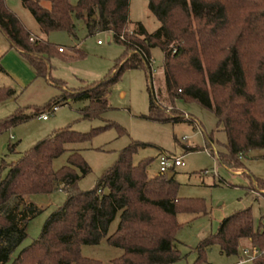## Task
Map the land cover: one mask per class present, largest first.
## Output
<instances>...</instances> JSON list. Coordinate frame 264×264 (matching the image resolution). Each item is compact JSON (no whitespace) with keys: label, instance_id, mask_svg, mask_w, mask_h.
I'll list each match as a JSON object with an SVG mask.
<instances>
[{"label":"trees","instance_id":"1","mask_svg":"<svg viewBox=\"0 0 264 264\" xmlns=\"http://www.w3.org/2000/svg\"><path fill=\"white\" fill-rule=\"evenodd\" d=\"M21 1L46 36L65 31L79 40V31L84 27L89 36L113 33L116 42L125 48L111 74L96 84L72 89L65 87L66 82H58L62 94L54 102H88L78 110L81 119L98 120L110 111L108 96L127 70L147 73L139 56L128 57L134 47L121 41L120 36L125 34L149 55L158 48L164 54V81L158 90L161 103H155L148 87L150 112L143 119L173 124L186 121L180 114L165 115L161 106H175L177 100L196 102L216 115L218 129L228 137L223 163L240 169L244 167V156L264 149V0H149V9L161 25L150 33L138 23L133 34L129 31L131 0H78L77 5L71 0ZM0 33L34 67L38 78L51 79L49 63L53 57L70 61L85 56L77 47L71 48V54H66V50L61 53L49 40L32 35L6 0H0ZM2 71L4 67L0 65ZM14 96L13 89L0 88V105ZM30 119L19 110L0 121V134ZM113 126L82 133L71 125L58 129L18 161L4 165L8 173L0 180V264L9 263L27 239L29 221L42 211L33 203L26 204V197L58 190L67 194L66 203L54 211L39 239L12 264H104L84 257L82 252L84 246H98L103 240L123 250V255L111 264L181 261L182 253L176 248L181 229L177 215L206 213V203L178 198L179 186L173 172L151 178L147 169L152 160L136 165L135 155L146 144L136 142L122 150L118 161L92 190L79 189V182L91 174V168L81 152L69 145L91 142ZM11 150L16 152V146ZM67 152L68 164L56 170L55 160ZM256 181L264 190V181ZM118 219L117 229L111 234ZM217 231L196 247L195 264H202L212 245L220 247L222 254L239 255L242 241L247 240L264 251V221L256 230L252 208L227 217ZM253 264H264V254L255 258Z\"/></svg>","mask_w":264,"mask_h":264},{"label":"rangeland","instance_id":"2","mask_svg":"<svg viewBox=\"0 0 264 264\" xmlns=\"http://www.w3.org/2000/svg\"><path fill=\"white\" fill-rule=\"evenodd\" d=\"M71 2L78 4V0ZM6 4L36 37L66 49V54H71V48L77 47L85 52V56L70 61H63L59 56L53 57L49 63L51 79L38 78L34 67L19 51L12 49L8 38L0 33V65L4 67V71L0 72V88L7 87L15 91L13 99L0 105V121L17 114L19 110L32 117L0 134V180L5 179L8 173V167L3 169L5 164L18 161L37 142L56 130L71 125L74 130L82 133L110 124L115 126L99 134L91 142L69 145L70 149L81 152L91 168V174L79 182V189L92 190L105 172L118 161L121 151L136 142L146 145L139 148L134 163L138 165L146 159L152 160L147 169L151 178L160 175L159 158L162 154L183 156L185 166L171 171L175 173V181L179 186L178 198L205 201L206 213L177 215L181 229L178 232L176 248L181 251L182 259L175 264H195L198 258L196 247L200 242L218 232L220 224L241 209L252 208L256 225H259L264 219V190L256 180L264 181V149L251 151L244 156L241 159L244 167L240 169L235 164L223 163L222 155L226 152L228 137L224 131L218 129L216 115L196 102L177 100L171 108L161 107L167 116L187 114L202 123L207 138L218 150V159L214 154L204 152L206 138L196 130L194 124L186 121L176 124L156 123L143 119L150 112V93L145 70H127L121 81L111 89L108 98L110 111L98 120L81 119L78 110L83 105L70 101H66V105V102H62L58 113L52 115L49 121L40 119L38 114L59 100L62 94L59 81L66 82L72 89L96 84L111 74L117 60L125 54V48L116 42L112 34L98 33L89 36L86 29H80L79 40L65 31L52 32L46 36L42 34L37 20L21 0H6ZM45 5L49 6V3ZM129 13L133 24L143 22L150 33L156 32L161 25L149 10V0H131ZM130 55L129 52L128 57ZM152 56L159 69V89V84L164 81V54L158 48L152 49ZM119 126L125 133H121ZM12 146H16V152H12ZM192 147L196 150L187 151V148ZM69 155L70 152H67L55 160L54 168L58 170L66 166ZM67 199V194L60 190L53 194L26 197V204L33 203L42 211L29 221L27 239L13 253L8 264H12L25 248L39 239L48 218L55 210L64 206ZM118 223L119 219L112 225L111 234L116 231ZM241 246L239 255H225L220 247L212 245L202 264H253L251 255L245 254V251H252L254 247L245 244V240ZM82 252L84 257L103 261L104 264H111L112 260L123 255V250L111 247L106 240L98 246L86 245Z\"/></svg>","mask_w":264,"mask_h":264},{"label":"built area","instance_id":"3","mask_svg":"<svg viewBox=\"0 0 264 264\" xmlns=\"http://www.w3.org/2000/svg\"><path fill=\"white\" fill-rule=\"evenodd\" d=\"M113 35V33H111ZM130 34H133L132 31H130ZM121 41L123 42H127V44L133 46L134 48H132L130 50V56L132 55H137L139 56V58L141 59V62H144L146 69H147V78H148V87H149V91L152 95V97L155 100V103L157 105H160L161 103V97H160V93L158 92V75H159V69L156 66V62L153 59L152 55H149L148 52L143 48L138 46L137 44H135L134 42H132V40H130L127 36H125V34L120 36ZM33 40V39H32ZM102 42L99 41V44H101ZM61 53H64L65 49L59 48ZM61 104L54 102L50 105V107L45 110L40 112L39 114V118L44 120V121H48L50 120L51 116L56 114L59 110H60ZM183 118L188 121V122H192L194 123V127L196 128V130L201 133L204 138H206V145L203 148L204 152H206L207 154H214V156L217 157L218 159V150L216 148V146L214 145V143L207 138L203 125L202 123H200L194 116H190L185 114L183 116ZM12 138H14L12 136ZM210 144L211 146L208 147L207 145ZM160 174H168L170 173L171 169L177 168V167H181V166H185V160L183 156H172V155H168V154H162L160 157ZM245 254L251 255V259L254 260L255 258H257L258 256H261L262 254H264V251H260L257 248H253L252 251L250 250H246Z\"/></svg>","mask_w":264,"mask_h":264},{"label":"crops","instance_id":"4","mask_svg":"<svg viewBox=\"0 0 264 264\" xmlns=\"http://www.w3.org/2000/svg\"><path fill=\"white\" fill-rule=\"evenodd\" d=\"M150 10V9H149ZM129 16H130V13H129ZM130 27H129V31H132L133 33H135V32H137V24L138 23H136V24H133V21H132V18H131V16H130ZM143 25H144V23L143 22H141ZM144 27H145V29L147 30V28H146V26L144 25ZM82 29H85L84 27H82ZM148 31V30H147ZM150 32V31H149ZM108 34H110L111 35V32L110 33H108ZM33 35V34H32ZM35 36V35H34ZM111 39H112V37H110L109 38V41H111ZM102 44V43H101ZM66 50V49H65ZM18 51V50H17ZM66 88H69V86L67 85V86H65ZM110 96V95H109ZM109 96H108V98H109ZM108 101H109V99H108ZM80 104H82L83 105V107L82 108H84V107H86L87 106V104H88V102H81ZM58 113V112H57ZM49 121V120H48ZM204 128V127H203ZM205 131V130H204ZM206 134V133H205ZM207 136V135H206ZM192 149H195V148H187V151H192ZM159 160H160V158H159ZM247 171V170H246ZM248 172V171H247ZM150 176V175H149ZM158 176V175H157ZM156 176V177H157ZM262 198H264V197H262ZM256 200H258V198H256ZM263 221H264V219H263ZM260 224H261V222L259 223V225L257 226L256 225V220H255V228H256V230H258L259 229V226H260ZM244 242V241H243ZM245 244H247V245H250V243H249V241H247V240H245ZM251 246V245H250ZM253 247V246H252Z\"/></svg>","mask_w":264,"mask_h":264},{"label":"water","instance_id":"5","mask_svg":"<svg viewBox=\"0 0 264 264\" xmlns=\"http://www.w3.org/2000/svg\"><path fill=\"white\" fill-rule=\"evenodd\" d=\"M172 177H173V174H170V175H169V178H172Z\"/></svg>","mask_w":264,"mask_h":264}]
</instances>
